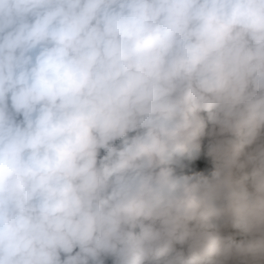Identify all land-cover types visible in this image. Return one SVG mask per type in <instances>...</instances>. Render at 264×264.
I'll return each mask as SVG.
<instances>
[{"label":"clouds","instance_id":"1","mask_svg":"<svg viewBox=\"0 0 264 264\" xmlns=\"http://www.w3.org/2000/svg\"><path fill=\"white\" fill-rule=\"evenodd\" d=\"M103 257L264 264V0H0V264Z\"/></svg>","mask_w":264,"mask_h":264},{"label":"trees","instance_id":"2","mask_svg":"<svg viewBox=\"0 0 264 264\" xmlns=\"http://www.w3.org/2000/svg\"><path fill=\"white\" fill-rule=\"evenodd\" d=\"M9 107L11 110L10 101H9ZM13 114L17 121L23 120L22 114H15V113ZM120 143H121L120 140L116 141L117 146H119ZM206 153H207V138H205L204 140L200 157L193 162L185 161V163L187 164V167L184 169L185 174H191L194 171H210L213 165L211 163L210 158L207 157ZM104 155H106V153L103 150H101V157H103ZM235 238L239 240L242 237L237 235ZM75 251H78V249H76ZM64 256L65 254H62V258H64ZM102 260H103V264H115L114 259L111 257H103ZM90 264H94V262H90Z\"/></svg>","mask_w":264,"mask_h":264}]
</instances>
